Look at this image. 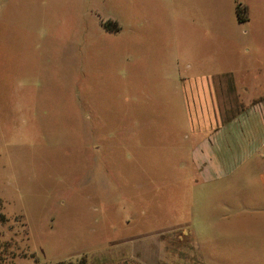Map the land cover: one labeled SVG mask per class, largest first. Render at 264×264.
Returning <instances> with one entry per match:
<instances>
[{
    "label": "rangeland",
    "instance_id": "obj_1",
    "mask_svg": "<svg viewBox=\"0 0 264 264\" xmlns=\"http://www.w3.org/2000/svg\"><path fill=\"white\" fill-rule=\"evenodd\" d=\"M199 56L264 96V0H0V264H250L146 135Z\"/></svg>",
    "mask_w": 264,
    "mask_h": 264
},
{
    "label": "crops",
    "instance_id": "obj_2",
    "mask_svg": "<svg viewBox=\"0 0 264 264\" xmlns=\"http://www.w3.org/2000/svg\"><path fill=\"white\" fill-rule=\"evenodd\" d=\"M199 58H186L181 66L171 61L155 90V101L165 94L162 89L170 93L166 114L146 135L154 138L158 160L170 158L172 166L159 174L170 173L171 190L186 186L203 206L219 209L216 217L203 216L202 222L211 219L209 232L233 252L248 249L250 264H264V96L251 95L222 58L212 70L206 64L214 61ZM140 144L143 154L149 143ZM191 222L195 238L206 235Z\"/></svg>",
    "mask_w": 264,
    "mask_h": 264
},
{
    "label": "trees",
    "instance_id": "obj_3",
    "mask_svg": "<svg viewBox=\"0 0 264 264\" xmlns=\"http://www.w3.org/2000/svg\"><path fill=\"white\" fill-rule=\"evenodd\" d=\"M237 12H238V16H239V19L241 21H244L246 20L248 17H247V12H248V8L247 6L245 5H242L241 2H239L238 6H237ZM2 261V258L0 256V263ZM50 264H86V261L85 260H64V261H58V262H55V263H50Z\"/></svg>",
    "mask_w": 264,
    "mask_h": 264
}]
</instances>
